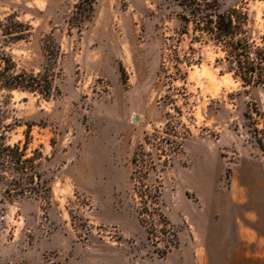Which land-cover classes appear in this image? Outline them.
I'll list each match as a JSON object with an SVG mask.
<instances>
[{
  "label": "rangeland",
  "instance_id": "obj_1",
  "mask_svg": "<svg viewBox=\"0 0 264 264\" xmlns=\"http://www.w3.org/2000/svg\"><path fill=\"white\" fill-rule=\"evenodd\" d=\"M79 1L0 0V51L51 81L47 98L15 90L0 112L6 143L41 155L49 190L12 200L0 188V264H210L211 231L238 238L237 170L264 164L249 119L264 86H244L211 45L192 41L174 0H95L82 21ZM244 1L247 29L262 33L264 0ZM172 129L182 148L161 175V208L176 243L148 236L129 207L135 148ZM223 197L238 201L218 206Z\"/></svg>",
  "mask_w": 264,
  "mask_h": 264
},
{
  "label": "trees",
  "instance_id": "obj_2",
  "mask_svg": "<svg viewBox=\"0 0 264 264\" xmlns=\"http://www.w3.org/2000/svg\"><path fill=\"white\" fill-rule=\"evenodd\" d=\"M180 9L179 20L184 33L191 32L192 41L211 45L221 54L216 61L226 64L235 79L244 86H264V13L263 32L253 35L247 29L248 12L244 0H236L226 5L225 0H174ZM95 0H80L76 10H81L79 20H88L94 9ZM77 15V14H76ZM12 26L23 24L11 17ZM2 29L6 35L8 26ZM11 40L22 38L23 30L15 31ZM181 62L177 58V63ZM38 93L47 98L51 91V81L46 71L30 74L17 71L16 65L4 51H0V112L10 102L12 91ZM7 93L4 95L2 93ZM256 118L252 120L254 139L264 144V106L262 110H252ZM1 118V116H0ZM260 126V127H259ZM5 127L0 122V188L9 199L41 197L49 190L41 171V155H28L17 144L9 145L5 141ZM146 134L135 148L131 164L133 169L129 204L138 222L146 229L148 236L155 239V233L171 238L176 243V235L164 232L170 227L162 212L161 175L172 165V161L181 152L182 142L176 131ZM27 136V135H26ZM160 225L156 231L155 223Z\"/></svg>",
  "mask_w": 264,
  "mask_h": 264
},
{
  "label": "crops",
  "instance_id": "obj_3",
  "mask_svg": "<svg viewBox=\"0 0 264 264\" xmlns=\"http://www.w3.org/2000/svg\"><path fill=\"white\" fill-rule=\"evenodd\" d=\"M237 171L242 178V185L237 188L236 194L242 196L237 197L239 202H244L242 207L236 210L234 204L238 200L228 197L219 199L217 205L234 207V219L238 213L244 214L238 225L232 218L230 229L233 235L237 233L238 238L224 236L221 239L211 231L206 240L207 248H211L207 251V258L212 260L210 264H235V260L242 258L264 259V164L244 162ZM244 196L247 198L243 199ZM246 229L248 238L244 240L242 234L246 233Z\"/></svg>",
  "mask_w": 264,
  "mask_h": 264
}]
</instances>
